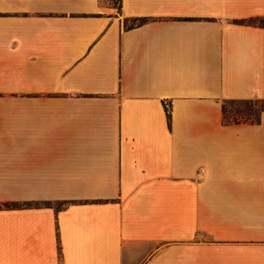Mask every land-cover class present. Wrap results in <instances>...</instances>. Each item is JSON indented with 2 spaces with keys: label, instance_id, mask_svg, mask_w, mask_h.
I'll use <instances>...</instances> for the list:
<instances>
[{
  "label": "crops",
  "instance_id": "crops-1",
  "mask_svg": "<svg viewBox=\"0 0 264 264\" xmlns=\"http://www.w3.org/2000/svg\"><path fill=\"white\" fill-rule=\"evenodd\" d=\"M118 2L0 0V264H264V0Z\"/></svg>",
  "mask_w": 264,
  "mask_h": 264
},
{
  "label": "rangeland",
  "instance_id": "rangeland-1",
  "mask_svg": "<svg viewBox=\"0 0 264 264\" xmlns=\"http://www.w3.org/2000/svg\"><path fill=\"white\" fill-rule=\"evenodd\" d=\"M112 4L119 5L118 0H111ZM249 23L264 24V18L251 20ZM130 25V24H128ZM225 121L228 123L250 122L259 118V113L264 109V102L246 101V102H229L225 105Z\"/></svg>",
  "mask_w": 264,
  "mask_h": 264
},
{
  "label": "trees",
  "instance_id": "trees-1",
  "mask_svg": "<svg viewBox=\"0 0 264 264\" xmlns=\"http://www.w3.org/2000/svg\"><path fill=\"white\" fill-rule=\"evenodd\" d=\"M255 20H257V19H255ZM142 21H145V20H142ZM251 21V20H250ZM253 21V20H252ZM250 25H259V24H254V23H249ZM259 26H262V27H264V24L263 25H259ZM169 116V119H170V114L168 115ZM257 121V120H256ZM256 121H250L251 123H254V122H256ZM224 123L226 124V125H229V124H231V123H228V122H226L225 121V109H224ZM236 123H241V122H235V123H233V124H236Z\"/></svg>",
  "mask_w": 264,
  "mask_h": 264
}]
</instances>
